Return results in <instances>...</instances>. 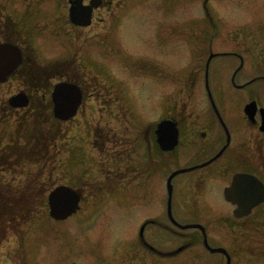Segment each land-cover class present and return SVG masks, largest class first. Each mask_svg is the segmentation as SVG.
Wrapping results in <instances>:
<instances>
[{
	"label": "rangeland",
	"instance_id": "1",
	"mask_svg": "<svg viewBox=\"0 0 264 264\" xmlns=\"http://www.w3.org/2000/svg\"><path fill=\"white\" fill-rule=\"evenodd\" d=\"M51 1L45 0L46 6H40L41 0H0V40H15L28 57L54 68L51 84L66 77L64 70L59 71L61 67H55L57 62H52L61 53L77 59L96 75L97 70H112V67L116 70L123 62L127 64L123 76L129 83L126 79L121 81L122 93L135 109L136 104L144 113L157 109L154 101L146 98L150 92L156 97L160 87L166 93L161 96L167 105L166 112L178 113L181 104L195 102L196 96L191 100L190 95H180L177 108L169 110L168 106L176 102L169 92L173 93L174 88L186 90L191 84L197 97L208 103L203 80L204 58L210 50L224 49L230 53L215 56L209 74V85L219 106L224 102L235 113L242 111L246 97H239L242 91H237L232 82L237 70L238 81L258 76L252 87L264 103V0H128L123 7L119 5L125 0H114L112 5L95 11L90 26L75 27L69 20L66 47L62 45L61 32L56 34L46 29L52 26L40 27L34 21L52 16L53 10H35L49 8ZM26 5L33 9L29 10L27 23L17 24L20 9ZM77 67V70L70 68L75 70L71 74L86 80L87 88L94 95L74 120L60 124V131L68 136L57 140V145L49 149L54 158L45 159L44 165L28 158H22L19 164L14 160L22 151H27L26 143L34 140L27 139L29 122L22 118L29 111L8 108V98L25 89L27 81L12 77L0 84V207L8 210V215L16 216L15 228L6 222L9 233L1 242L0 264H69L72 261L112 264L115 247L119 248V256L126 250L133 217L128 216L124 191L110 196L103 187L97 186V167L109 168L111 164L101 148L96 147L93 136L97 128V137L113 136L116 130L117 137L124 138L126 114L113 101L109 78L104 75L95 78L81 64L77 63ZM17 127L26 137L19 139L15 155L10 156L16 146ZM45 128L48 129V122ZM101 142L97 138V145ZM106 145L109 147L110 143ZM38 178L40 186L47 190H34L32 196L29 186ZM59 183L75 185L85 193L81 210L66 220L50 217L47 205L49 190ZM103 197L110 199L105 205L100 200ZM32 211L31 220L28 216ZM258 212L261 214H255L253 220L242 223L240 231L229 224L211 231L214 237L229 239L234 252L233 264H264V207ZM214 225L217 224L211 228ZM237 232L243 241L239 249L234 236ZM199 251L198 264H225L218 254L211 256L206 250Z\"/></svg>",
	"mask_w": 264,
	"mask_h": 264
},
{
	"label": "flooded vegetation",
	"instance_id": "2",
	"mask_svg": "<svg viewBox=\"0 0 264 264\" xmlns=\"http://www.w3.org/2000/svg\"><path fill=\"white\" fill-rule=\"evenodd\" d=\"M76 1L53 0L49 8L35 9L53 10L52 16L44 17V21H38V24L54 27L52 30L56 34L61 32L63 47H66L68 37L69 12ZM113 1L102 0V8ZM52 62H57L55 67H61L68 79L74 78L71 72L75 73L79 68L75 59L64 53L61 59ZM126 66L121 62L116 70L100 71L109 74L113 101L125 110L126 135L117 137L115 130L113 136L102 134L97 137V128L94 129L96 147L101 148L111 164L109 168L97 167V186L113 192L125 191V203L129 216L133 217L125 253L119 256V249H115L112 264H167V257L181 255H187L190 264H195L197 247L201 243L206 245L205 233L211 232L212 224H219L213 226L215 230L222 223L239 222L250 216L236 217L230 213L236 204L227 200L225 189L233 183L235 175L251 173L264 181V130L260 111L263 105L257 89L248 86L256 78L243 82L232 78L235 89L242 91L237 93L239 97H246L242 111L238 113L227 103L223 102L220 107L208 85L205 86L208 103H203L201 98L198 103L185 104L178 113H166V104L161 97L166 93L163 88H157L160 92L156 97L152 92L146 98L154 101L157 109L144 113L138 104L135 109L122 93L120 83L125 79L121 77ZM208 66L209 62H206L205 83L208 81ZM54 72L55 69L48 70L47 75L53 76ZM85 77L88 76L85 74ZM78 82L84 91V101H90L94 94L87 88L88 82ZM33 90L36 89H27L32 101ZM181 90L178 88L174 95L181 94ZM194 90L188 88L187 94L195 95ZM254 100L257 107L250 117L245 106ZM171 106L175 110L178 104ZM166 117L175 119L179 130V141L172 149H167L168 128L158 129L160 121ZM97 138L102 140L100 145H97ZM107 143H110L109 147ZM201 223L205 233L196 225ZM6 230L5 218L0 216V242L9 232ZM207 239L212 240V246H219L215 244L217 238L207 235Z\"/></svg>",
	"mask_w": 264,
	"mask_h": 264
},
{
	"label": "water",
	"instance_id": "3",
	"mask_svg": "<svg viewBox=\"0 0 264 264\" xmlns=\"http://www.w3.org/2000/svg\"><path fill=\"white\" fill-rule=\"evenodd\" d=\"M98 3L94 4L97 5ZM77 10H72V18L80 24H89L91 22V11L84 10L83 14H78ZM22 59L21 50L11 43H0V81L6 80L11 72L16 68ZM55 102L54 113L56 116L66 119L76 113L77 108L82 99V91L79 86L61 82L55 86L53 92ZM10 102L13 105H26L28 98L24 93L14 95ZM168 120L163 125H168ZM174 138L177 133L174 132ZM245 183V184H244ZM249 183V184H247ZM249 187H257L261 189V196L243 201L244 194L247 193ZM228 193L233 196V201L240 205L235 210L237 215H244L251 211L252 207L264 199V184L254 180L250 175L239 174L236 176V183L228 189ZM236 196V197H234ZM81 194L67 185H58L49 195L50 214L57 219H64L75 212L79 207Z\"/></svg>",
	"mask_w": 264,
	"mask_h": 264
}]
</instances>
